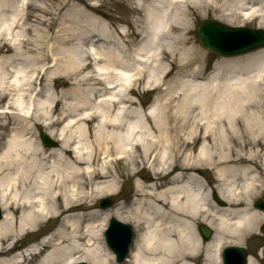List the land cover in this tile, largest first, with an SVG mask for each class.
<instances>
[{
  "label": "bare ground",
  "instance_id": "6f19581e",
  "mask_svg": "<svg viewBox=\"0 0 264 264\" xmlns=\"http://www.w3.org/2000/svg\"><path fill=\"white\" fill-rule=\"evenodd\" d=\"M16 2L0 0L1 10L8 6L12 17L6 18L7 40L0 45V69L7 68L9 61L12 68L11 74L4 77L7 81L0 77V97L11 99L0 107V127L10 132L0 145V264H221L220 252L224 245H240L257 232L258 225L264 223V208L256 203L252 207L251 203L256 187L264 185V159L263 162L258 159L259 151L246 150L255 146L264 148V108L259 106L260 114H257L243 103H259L264 98V48L222 58L208 76L199 78L204 70V55L194 44L187 48L184 45L191 7L200 13L219 9L226 19L233 20L235 16H260L264 13L259 12L264 9V0H135L134 6L142 11L147 22L142 39L133 49H127V55L121 53L124 45L120 50L106 39L105 47L98 48L94 44L88 47L95 54H87L86 61L67 59L60 70L65 68L69 76L60 80V84L65 86L70 79L75 87L62 95L64 99L74 97L75 102L66 104L61 100L63 107L56 117L51 114L55 106L48 109L44 99H39L43 89L34 87L44 67L34 65L35 57L29 59L22 50L28 39L26 43L21 40L20 46L9 40L13 28L18 26ZM79 11L83 12L79 9L71 18L77 19ZM178 13L182 15L179 20ZM88 18L100 21L93 15ZM262 22L259 21V25ZM102 26L107 30L104 31L106 38L109 37L108 26ZM1 28L0 25V40L4 38ZM198 28L196 26V35ZM246 30L251 28L246 27ZM12 47L13 54L9 55ZM13 56L16 58L11 61ZM166 59L179 73L190 77L175 80L178 90H166L165 78L172 69L166 68ZM17 60L24 64L31 60L29 66L33 65L27 72V65L11 64ZM100 60H104L103 73L84 74L93 62ZM193 62L198 64L189 66ZM54 72L45 79L51 82ZM90 81L101 87L92 86L90 91L80 86ZM141 81L147 87L167 91L161 111L167 107L165 103L168 100L171 103L179 93L188 98L192 96L193 101L187 103L183 111L177 110L173 117L175 121L183 119L189 124V118L194 120L198 109V115L206 122L194 123L202 127L199 132L207 145L192 154V139L178 133L171 135L173 129L180 130L185 124L181 122L173 128L164 117L156 121L154 106L147 110L136 109L132 95L137 82ZM50 99L54 98L50 95L46 101ZM58 102L59 99L54 104ZM182 112L183 117H180ZM212 117H215L213 121ZM220 117H229L230 137L222 129L215 132L217 129L212 125ZM251 122L259 127L257 132L251 128ZM41 123L48 128V136H54L51 127L59 125L57 148H47L25 136ZM240 125L247 127L242 133L236 129ZM190 127L195 133L197 128ZM243 134L254 137L256 134L259 140L251 142ZM198 138L195 136L193 140L198 141ZM98 160L102 162L100 167L92 165L98 164ZM118 162L126 167L127 175L134 178L133 199L129 204L110 210L111 215L132 222L136 231L129 254L122 262L115 260L103 240L109 215L104 213L98 217V211L94 210L96 213H88L91 219L84 223V214L75 213L90 208L92 196L117 189L114 179L99 186L94 180L108 177ZM139 163L147 164L153 175L143 177L137 169ZM208 165L215 175L216 186L212 191L221 198L219 203L227 204L225 206L210 203L206 198L205 186L210 187L211 182L206 179L205 184L196 168ZM170 172L167 181H156ZM100 203L98 207L102 208ZM56 218L59 222L52 232L40 235L36 243L33 241L19 253H13L19 247L18 241L36 233L41 222ZM199 221L211 228L208 240H204L196 228ZM260 253L264 260V247ZM259 263V257H248L247 264Z\"/></svg>",
  "mask_w": 264,
  "mask_h": 264
},
{
  "label": "rangeland",
  "instance_id": "374dc122",
  "mask_svg": "<svg viewBox=\"0 0 264 264\" xmlns=\"http://www.w3.org/2000/svg\"><path fill=\"white\" fill-rule=\"evenodd\" d=\"M22 1L24 2L23 5L21 4ZM134 2L135 0H17L16 2L17 7L15 9L16 10L15 14H16V23L18 24V26L16 28H13L11 35L9 34L11 37V39L9 38V40L11 42L13 40L15 44L20 46L21 40L25 41V39H28V44L23 46L22 50H24V52L28 55L29 59H31L30 56L35 57L33 58L34 59L33 61L36 62V64L34 65H37L38 67L41 66L44 67V70L41 71L42 74L39 76L40 78H38L39 79L38 84H36L34 87L43 89V92L39 96V99H44V103H45L44 105L46 106V108L50 109L53 108V106H55L54 107L55 109L53 110V112H51V114H53L54 117H56L58 113L61 112L60 110L63 107V104L61 105V100L66 104H72L73 102H75L74 97L68 96L67 98L64 99V96L62 95V92H64L65 90L73 89L75 87V85L72 83V80L69 81L70 79H68V83H66L65 86L60 84V80L64 78H68L69 76L65 71V68L63 70H60V68H62L66 63L67 59L73 58L74 62H80L82 60L86 61L87 58L85 56L87 54H91L90 56L95 54L94 51H90L88 47H90L91 44H94L98 48H101L102 46L105 47L106 39H108L109 42H111V45H113V47H118L120 50L122 49L121 47L124 45V49H122L124 51L121 50V53L127 55L128 52L127 49L129 50L133 49L134 46L142 39V35L145 34L143 31H145L146 29L147 22L145 21L142 11L138 10L134 6ZM79 9H82L83 11L82 13L79 11L80 16H78L77 19L71 18V16H74L76 11ZM261 9H259V12L264 11V9L263 10ZM218 10L219 9H213V10L208 9V11L206 10V12L200 13L197 12L195 8L191 7L190 10L191 14L187 16V19L189 21V27L185 33L187 42L185 43L184 47L187 48L191 44H194L204 55L203 63H202L204 70L202 71L203 73L199 75L200 76L199 78L208 76V74L213 71L215 64L218 63L222 58H233V57L219 56L215 53H212L202 48L199 45L196 37V26L200 23V21H202L203 19L212 18L232 26L243 24L251 28H260V27L264 28V13H260L261 15L258 17L250 16L249 19L248 18L243 19L240 16H238L237 18V16H235L233 20H228ZM85 12H87L88 14H85ZM10 14H11V9L8 6L6 7L4 6L2 10L0 8V25L2 26L1 30L4 31V38L0 40V45L5 40H7L6 28L8 27V24L6 23L7 21L6 18L7 17L10 18L11 17ZM90 15H93L94 17L98 18L100 21H91V19L88 18ZM176 18H178L179 20L182 18V15L178 13ZM171 20L174 21L173 19ZM261 20L263 22L262 24L259 25L258 22ZM104 24L107 25L108 30H110V32L108 33L109 37L107 38L105 36L106 34L105 32L107 30L105 31V29L102 26ZM118 31L120 32V34ZM181 32L182 31H180V33ZM114 33L118 36H115ZM175 33L176 32H174L173 34ZM18 35L19 37H17ZM13 48L14 47L11 48V52L9 53V55L13 54ZM0 54H2V52ZM98 56L102 59V56L100 55ZM182 56L186 57V54H183ZM15 58L16 56H13L11 61L12 60L14 61ZM79 59L80 61H78ZM27 61L28 62L24 64L21 60H17L15 62H12L11 64L13 66L15 65L20 66V64L27 65V72H28V70L31 69V66L33 64L29 66L31 60H27ZM169 62H170L169 59L165 60V64L167 66L166 68L168 70L172 68L171 73L168 74V76L165 78V81L167 82L168 85V88L166 90L167 91H169L170 89L178 90L177 88H175L177 86L175 80L179 79L180 77L182 78V80L183 78L185 80V79H189L190 77L186 76L187 75L186 73H179L177 67L173 68L171 62L170 63ZM186 62L187 61H185L184 64H186ZM9 63L10 61L7 63L8 64L7 68L4 67L0 69L1 78L8 77L11 74L12 68L10 67ZM197 64L198 63L193 62L189 66L195 67ZM57 66H59L58 67L59 69L56 72H54L55 67ZM103 66H104V60H100L96 63L93 62L92 67L86 69L84 71L85 72L84 74L92 73L93 71L95 73L97 72L103 73ZM51 72H54V74L52 76L53 77L52 81L49 82L45 79V77ZM4 79L7 81V78ZM54 80L56 82H53ZM80 86L85 89L87 88L90 91H91L90 87L92 86H95L96 88L101 87L100 84H95L94 81H90L87 84H81ZM262 87L264 88V80H262ZM149 88L150 87L145 86L144 82L142 81L137 82L136 88L133 91V95H132V98L135 100L136 103L134 104L135 105L134 107L136 109L141 107L142 110H147L149 106H154V119L156 121L161 119L163 120L164 117L165 120L169 122V126L173 128H177L175 126L180 124L181 122L185 124L180 130L179 128H177L178 130L173 129L171 131V135L178 133L184 138L192 139L191 141L193 145L192 154L195 155L200 150L201 146L207 145L206 143L207 141L203 140L204 138L202 136V133L199 132V130L202 129V127L200 128L199 126H195L196 124L194 123V121H197L199 123L206 122L203 116L198 115L197 113L198 109L194 112L196 114L194 115L196 116L194 120L189 118V124L191 123L192 126L197 128L195 130V133L191 131V127H190L191 125L188 126L189 124L186 122L184 123L183 119L179 121L176 120L177 121L176 122L173 117V115H175L177 110L180 111L181 109L183 111L186 108L187 103L189 104L193 101L191 100L193 99L192 96H190L191 98H188L187 96L181 95V93H179L178 95H176V99H174L171 103H168L169 102L168 100L165 103L167 107H164V110L161 111L160 108L161 102H164V99L167 97L166 95L167 91L165 90L160 91L157 89L150 90ZM50 95L54 98L53 99L54 101L59 99L58 104L55 105L54 101L51 99L49 101H46L47 97H49ZM96 99H99V96ZM9 101H11V99H9V97L7 96H4L3 98L0 97V107L7 105ZM50 102L53 103L49 104ZM192 104H193L192 106H194L195 102ZM47 105H49V107H47ZM243 106L245 108H248L249 111H255L257 112V114H260L257 111V109L259 106L264 108V98L259 103L253 104V102H244ZM182 114L183 112L181 114L179 113V116L183 117ZM214 119L215 117L211 118L212 121ZM228 119L229 117L228 118L220 117V119L215 120L217 123L212 125L214 129H217V131L215 132L219 133V131L222 129L226 133V136L230 137L231 132L229 131L228 128L229 126V124L227 123ZM250 126L254 132H257L259 129V127L252 122ZM58 127L59 125L51 127V130H54L53 131L54 136L49 135L50 139L56 142V146H54V148H57L60 144V141L58 140V132L56 130ZM249 128L250 127H248V129ZM236 129L238 130L239 133H242L241 130H243L244 132L247 129V127H241L240 125V127L237 126ZM47 131L48 128H46V126L41 123L38 124L36 127H32L30 133L26 134L25 136L28 137L29 139L32 138L33 140H37L40 142V144H42L40 139V134L48 133ZM9 133H10L9 130L0 127V145L7 140ZM195 136H199L198 141L193 140ZM243 137L248 138L251 142H256L259 140L257 139L258 136L256 134H255L256 138L254 136H250L247 134H243ZM250 147H252V145H250ZM253 150L260 152L258 159H260L261 162H263L264 148L260 146H255L252 150H250L247 147L246 151H253ZM96 163L98 164L93 163L92 165H94L95 167H100L102 165L101 160H98ZM262 167H264V164ZM137 169L141 170L140 174L145 178H148L149 175L151 176L153 175L152 171L148 169L147 164L143 165L142 163H139ZM213 170L214 169L210 165H208L206 168H203L202 166L196 168L197 174L203 179L205 184L207 182L206 179H210L211 182L209 183L210 187L205 186L206 191L204 190L207 200L210 201V203L212 202L218 203L213 198V193L215 192H213L212 190L213 189L215 190V186H216L215 182H213V179L215 178L214 177L215 175L213 174ZM112 171L114 172L110 174L108 177L95 179L94 182L99 186V185H105L107 184L108 181L114 179L117 182L116 183L117 189L115 188L116 190L114 191L104 192L99 196H92L93 200L90 201L92 203L91 207L86 208L84 210L79 209V211L75 213H77L80 216L84 214V216L82 217L84 223H86L91 219L90 218L91 216L87 214L94 212V210L98 211V217L104 216V213H107L109 216L106 220V224L111 217H114L119 221H121L122 223L129 224L132 227L135 236L136 231L132 222L127 220H122L121 218H118L110 214V210H114L120 204H129L131 199H133L134 178L129 177L127 175L128 173L126 167L121 162H118L115 165H113ZM171 174L172 173L170 172L166 177H162L156 181L158 183H163L169 179ZM262 179L264 180V174L262 176ZM146 182L148 183L149 181ZM207 188H209L211 191L209 192ZM253 195H254L253 202L251 203L252 207H254L255 202L264 199V185H258ZM106 197H110L111 205L105 209L99 208L98 207L99 201L104 200V198ZM218 198L221 199L219 196ZM218 205L225 206L227 204L218 203ZM58 222L59 220L57 218L50 219L46 222H41L39 230H37L36 233L31 235L30 237L26 236V238L18 241L17 244L19 247H17L13 251V253H17V252L19 253L21 249H25L29 243L33 241L34 242L38 241L40 235L47 232H52L53 229L58 224ZM199 224L208 226L204 222L199 221V223H197L196 225L197 230H198L197 226ZM263 224L264 223H260L258 225L257 232H254L253 235L251 236L249 235V237H246L245 241L242 244L238 245V244L230 243L226 245H238L245 247L248 252V257L249 256H254L255 258L259 257L261 260V263L259 264H264L262 254L260 253L261 249L264 247V233H262L261 231V226ZM226 245H224L223 247H225ZM85 263L89 264L88 262Z\"/></svg>",
  "mask_w": 264,
  "mask_h": 264
},
{
  "label": "water",
  "instance_id": "95a60500",
  "mask_svg": "<svg viewBox=\"0 0 264 264\" xmlns=\"http://www.w3.org/2000/svg\"><path fill=\"white\" fill-rule=\"evenodd\" d=\"M198 27L199 28L197 30V37L200 45L206 49H209L213 52H217L222 55L243 53L248 50L264 46V30L262 29L248 31L245 28H231L213 20H204L200 23ZM234 32L243 33V35L249 38V40H241L239 44H233L232 46L223 45L222 40ZM40 137L45 145H55V143L52 142L49 137H47V135L41 134ZM213 197L217 201H219L218 197L215 194H213ZM102 201L100 203V206L102 208H105L111 204V201L108 199ZM256 205L258 207L264 208V201H259L256 203ZM116 229L122 230L121 234L124 236L122 238V243L119 245H117V243L113 240L117 234H120V232H118ZM261 229L264 232V225L261 227ZM199 230L203 235L204 239H207L211 234V231L203 225H199ZM106 237L109 247L117 253V258L119 261H121L126 252L128 251V244L131 238L130 227L122 225L115 219H111L110 228L106 233ZM246 254L247 253L243 248L235 246L226 247L223 251V263L245 264Z\"/></svg>",
  "mask_w": 264,
  "mask_h": 264
}]
</instances>
